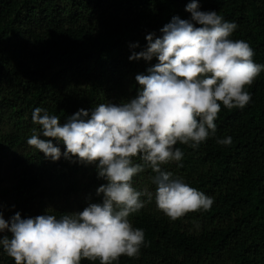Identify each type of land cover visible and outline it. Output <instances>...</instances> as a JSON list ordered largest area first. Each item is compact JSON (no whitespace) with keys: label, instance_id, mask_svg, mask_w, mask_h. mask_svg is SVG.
Returning a JSON list of instances; mask_svg holds the SVG:
<instances>
[{"label":"trees","instance_id":"1","mask_svg":"<svg viewBox=\"0 0 264 264\" xmlns=\"http://www.w3.org/2000/svg\"><path fill=\"white\" fill-rule=\"evenodd\" d=\"M189 0H0V211L7 219L45 213L57 217L99 202L105 183L94 164L45 158L27 144L35 107L60 122L79 108L121 103L136 96L137 73L156 62L129 60L131 42L172 15L187 18ZM237 28L233 39L247 41L254 61L264 64V0H199ZM243 108L221 105L216 134L163 167L174 177L214 198L207 211L170 220L155 201L129 219L144 230L138 257L122 255L114 264H264V71L250 86ZM231 136L228 146L217 137ZM55 143V140H54ZM61 151L64 145L60 144ZM178 163L181 166H177ZM150 169L137 174L138 189L154 191ZM14 205L15 207H12ZM3 235V234H0ZM0 264H14L0 251ZM81 264H99L86 258Z\"/></svg>","mask_w":264,"mask_h":264},{"label":"clouds","instance_id":"2","mask_svg":"<svg viewBox=\"0 0 264 264\" xmlns=\"http://www.w3.org/2000/svg\"><path fill=\"white\" fill-rule=\"evenodd\" d=\"M184 8L189 17L172 15L160 35L146 33L140 51L134 50L138 41L129 44V60L156 59L135 75V97L79 108L63 123L46 108L32 110L38 129H32L27 144L53 161L63 156L94 164L105 183L96 188L99 202L59 217L47 210L25 217L16 211L5 219L0 211V251L14 264H81L84 258L114 264L122 255L138 257L146 246L145 234L129 217L147 202L154 200L170 220L213 205L212 196L163 165L182 161L185 153L178 143L195 149L215 136L221 105L243 109L251 100L246 86L264 64L254 61L247 41L232 38L235 21L216 10H201L199 0H189ZM216 142L228 146L232 137H217ZM146 169L154 174V191L133 184Z\"/></svg>","mask_w":264,"mask_h":264}]
</instances>
